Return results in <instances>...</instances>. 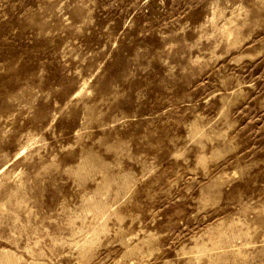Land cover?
<instances>
[{"label": "rangeland", "instance_id": "obj_1", "mask_svg": "<svg viewBox=\"0 0 264 264\" xmlns=\"http://www.w3.org/2000/svg\"><path fill=\"white\" fill-rule=\"evenodd\" d=\"M0 264H264V0H0Z\"/></svg>", "mask_w": 264, "mask_h": 264}]
</instances>
